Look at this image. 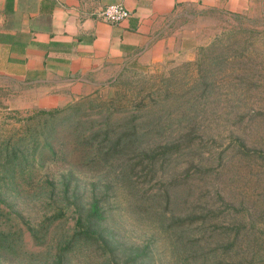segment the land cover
Segmentation results:
<instances>
[{"label": "rangeland", "instance_id": "obj_1", "mask_svg": "<svg viewBox=\"0 0 264 264\" xmlns=\"http://www.w3.org/2000/svg\"><path fill=\"white\" fill-rule=\"evenodd\" d=\"M194 26L197 34L205 37L201 39L202 42L210 37L209 42L200 47H207L213 42L222 45L220 52L225 60L223 68L233 65L238 71V75L236 72L231 74L230 80L218 78L220 80L217 81L214 98L219 103L222 119L238 117L244 112L246 116L247 107L243 105V100L248 101L250 108L258 103L264 104V9L240 15H208ZM230 56L235 61L230 60ZM185 62L172 61L148 69L124 71L112 87L84 101V110L88 115H82V118L97 117L99 107L111 103L130 104L131 107L148 103L152 98V90L160 83L161 75L179 76ZM7 94L6 90L0 92V150L5 152L14 146H24L30 153L26 155L28 159L23 172L17 166L14 174H7L10 178L3 179L0 176V193L6 201L1 204L5 210L1 227L20 231L17 250L11 253L0 251V264H58V260H61L59 264H139V254H143L149 264H181L183 254L175 247V241L182 234L204 245V258L202 255L197 263L212 264L217 259L227 258L222 244L219 245V251L213 252V238L219 236L223 226L235 225L238 220L245 219L247 227L260 222L257 216L264 207V159L257 163L229 149L228 142L232 139H229L223 123L210 130L215 136L218 135L217 139L212 138L210 133L197 134L198 140H203L201 154L195 158V165L199 164L201 172H196L194 168L190 170L193 177L183 187L185 193H182L181 201L184 204L179 208L168 205L163 198H149V194L163 189L164 183L160 178L143 174L139 176V169L130 177H124L117 173L120 166L116 167V171L74 170L69 192L65 194L63 179L68 174V165L46 149H40L47 146L44 143L49 136L51 146L60 154L59 140L63 138V133L58 131L53 138L50 131L55 123L56 129L60 128L58 121L68 110L55 118L49 113L60 109L26 110L16 107L14 98ZM228 111L232 114L224 115ZM260 130L251 125L241 135H235L252 146L251 143L255 144L256 139H264V125ZM64 136L69 138L67 134ZM34 137L40 141L36 151L30 144ZM166 137L167 142L174 140V136ZM3 163L0 160V165ZM179 163L177 173L184 177L189 164L182 158ZM259 168L263 175L256 178L255 172ZM158 173L161 175V171ZM74 194L80 198V203H87L93 196L105 198L101 205L106 210L105 228L111 247L94 246L58 257L62 240L72 233L77 220L76 204H73L71 197ZM173 209H177L174 214L171 212ZM59 210L63 211L62 214ZM55 215L58 216L57 220L49 225L50 217ZM172 215L181 219L195 218L196 223L183 233L172 230L169 228ZM30 228H41L44 240L37 242ZM262 233L260 246H257L260 247L258 256L251 257L250 252L247 255L250 263L264 264V228Z\"/></svg>", "mask_w": 264, "mask_h": 264}, {"label": "trees", "instance_id": "obj_2", "mask_svg": "<svg viewBox=\"0 0 264 264\" xmlns=\"http://www.w3.org/2000/svg\"><path fill=\"white\" fill-rule=\"evenodd\" d=\"M221 46L213 42L207 47H200L195 60L186 61L184 70L179 76L161 75L160 83L152 90L151 100L139 104L138 107L111 103L99 107L97 117L83 119L82 115H88L84 110V101L89 98L87 97L60 110L51 111L53 113L49 114L56 118L59 113L68 110L58 121L60 128L57 130L55 123L50 131L53 138L56 133H63V138L59 140L60 154L58 155L51 146L49 136L45 138L44 146H47L40 149L42 151L46 149L68 165L66 177L69 178L63 179V192L68 194L74 170L102 172L105 169H114L116 171V167L120 166L121 169L117 173L124 177H130L139 169V176L143 174L150 178H160L164 183L163 189L158 193L149 194V198L154 200L163 198L168 205L179 208L184 204L181 201L182 193H185L183 187L190 182V177H193L190 170L194 168L196 172H201L199 164L195 165V158L201 154L203 140L199 141L197 134L210 133L211 137L217 139V133L215 136L210 130L219 126V123H223L229 139H232L228 142L229 149L236 150L237 153L260 163L259 161L264 159V139L258 138L255 144L251 143L252 146H249L242 137L235 134L241 135L251 125H255L260 130L264 125V104L258 103L250 108L248 101L243 100V105L247 107L246 114L251 113L247 120H245L247 116L244 115L245 112L238 117L222 119L221 111L218 109L219 103L214 98L219 77L230 80L232 73L236 72L238 75L233 65L223 68L225 60L220 52ZM206 49L210 51L206 52ZM229 59L234 60V57L230 56ZM231 114L232 112L228 111L224 115ZM66 134L69 136L68 139L64 136ZM166 136H174V140L167 142ZM39 142L38 137L30 141L34 151ZM29 153L28 148L24 146L22 148L14 146L5 152L0 150V160L5 162L0 165L4 168L0 169L1 178H10L7 174H14L17 166L23 172V166L28 159L26 155L28 156ZM181 158L189 164L184 177H180L177 173ZM262 175L263 171L260 173L259 168L255 172V177L260 178ZM71 197L73 204H76L77 220L72 233L62 240L57 256L62 257L68 252L82 251L94 246L111 247L109 234L105 228L106 210L101 205L105 198L93 196L87 203H80V198L76 194ZM64 198L66 200V197ZM2 203L6 201L0 193V251L11 253L15 252L20 244V240H17L20 231L1 227L2 218L5 217ZM62 210H59L60 214ZM171 212L174 214L177 209ZM57 217V215L50 217L49 225L57 220ZM257 221L260 222H254L249 227L246 219L238 220L235 225L233 223L223 226L218 233L219 236L213 238L212 243L215 244L213 252L219 251V245L222 244L227 258L217 259L212 264H254L248 262L247 255L250 252L251 257L258 256L260 247L257 246H260L259 241L264 228L263 206L259 210ZM195 223V218L181 219L172 215L169 228L183 233ZM253 225L256 226V230ZM40 229L30 228L37 242L45 238ZM44 230L48 233V229ZM175 247L183 254L181 264H201L197 261L202 255L204 258L205 252L203 253L204 245L198 240H190L182 234L175 241ZM60 261L58 260L59 263ZM139 264H149L143 254H139Z\"/></svg>", "mask_w": 264, "mask_h": 264}, {"label": "crops", "instance_id": "obj_3", "mask_svg": "<svg viewBox=\"0 0 264 264\" xmlns=\"http://www.w3.org/2000/svg\"><path fill=\"white\" fill-rule=\"evenodd\" d=\"M112 4L129 16L97 17ZM262 8L264 0H0V92L26 110L62 109L126 70L193 60L210 39L194 25L208 15Z\"/></svg>", "mask_w": 264, "mask_h": 264}, {"label": "built area", "instance_id": "obj_4", "mask_svg": "<svg viewBox=\"0 0 264 264\" xmlns=\"http://www.w3.org/2000/svg\"><path fill=\"white\" fill-rule=\"evenodd\" d=\"M129 16V11L120 4L108 5L100 9L97 13V17L104 21L117 23L126 19Z\"/></svg>", "mask_w": 264, "mask_h": 264}]
</instances>
